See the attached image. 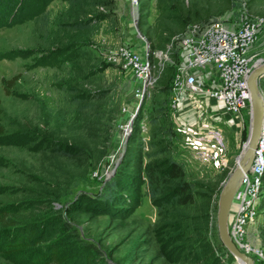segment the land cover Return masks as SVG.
<instances>
[{
  "label": "rangeland",
  "instance_id": "374dc122",
  "mask_svg": "<svg viewBox=\"0 0 264 264\" xmlns=\"http://www.w3.org/2000/svg\"><path fill=\"white\" fill-rule=\"evenodd\" d=\"M19 1V11L10 8L0 21V123L5 127L0 209L15 221L8 240L22 237L28 227L36 233L27 251L7 254L0 247V264H46L47 256H40L56 245L68 254L65 264H238L221 241L218 209L233 153L248 139L251 105L239 113L228 112L223 102L212 105L213 112L240 125L233 130L231 122L212 118L211 105L203 100L206 144L193 153V136L199 135L178 127L173 93L164 94L159 84L168 65L181 64L173 60L179 59L173 39L187 24L226 16L264 18V0H30L22 6ZM178 8L191 11L183 25L175 17ZM127 44L147 54L151 80L145 91V81L114 58ZM16 74L21 76L7 95L2 80ZM261 91L264 95V84ZM59 143L86 149L67 158L54 148ZM219 149L230 156L228 167H219L212 157ZM173 157L184 162L199 193L185 207L173 203L175 179L166 182L158 167ZM137 159L144 180L137 205L103 204L108 182L138 170ZM259 191L254 225L259 237L253 244L263 254L254 260L264 264V178ZM181 217L196 219L200 244L180 238Z\"/></svg>",
  "mask_w": 264,
  "mask_h": 264
},
{
  "label": "built area",
  "instance_id": "2783aa9c",
  "mask_svg": "<svg viewBox=\"0 0 264 264\" xmlns=\"http://www.w3.org/2000/svg\"><path fill=\"white\" fill-rule=\"evenodd\" d=\"M264 18L230 17L210 18L201 23H189L182 35L174 39L181 50V64L172 83V108L177 109L181 94L192 96L208 95L222 101L228 112L239 113L251 105L248 77L263 63L261 32ZM117 62L140 79L151 80L150 63L147 54L142 55L130 44L122 46L115 54ZM214 70L216 81L212 78L207 85L199 80L202 72ZM255 159L244 176L230 208L228 228L236 245L253 258L258 249L254 239L259 237L254 228L257 220V200L264 178V135L255 151ZM216 160L217 156L212 154ZM219 167L226 166V160L217 161ZM262 252V250L259 249ZM263 254V253H262Z\"/></svg>",
  "mask_w": 264,
  "mask_h": 264
},
{
  "label": "trees",
  "instance_id": "16d2710c",
  "mask_svg": "<svg viewBox=\"0 0 264 264\" xmlns=\"http://www.w3.org/2000/svg\"><path fill=\"white\" fill-rule=\"evenodd\" d=\"M42 1L48 2L51 0ZM29 2L30 0H20L19 5L21 4L22 6ZM14 6H16L15 0H0V21H2V19L8 15V11ZM15 10L19 11L18 6H16ZM15 15L16 12H14L13 17H15ZM190 15L191 11L189 9L183 11L181 8H178L175 12V17L182 21V25L185 21L187 23V21L190 20ZM209 20L210 18L205 21ZM173 45V50L180 59L181 50L178 42L175 41V39H173ZM179 59L177 56L173 58L176 63L181 62V59ZM177 67L178 66L174 67L173 65H168L164 78L162 79V81H160V91H162L166 95L172 93L173 86H171L170 83L178 72ZM20 76L21 74H16L8 79L3 78V87L7 95L11 94V88L16 84ZM259 84H264V78L260 79ZM1 113L2 108L0 98V115ZM4 134L5 127L0 123V136ZM54 148L67 158H73L76 155H79L80 152H77L78 149L79 151L82 149H86L83 146L79 147L78 145L73 143H59ZM137 164L138 170H134L133 172L129 173L128 176L124 175L120 178L117 177L108 182L107 189L101 196V202L103 204H114L117 202L125 203L129 206L137 205L136 195L140 192L141 185L144 182L142 176L143 168H141L143 162L138 161ZM158 167L163 168L166 182L169 183V181L175 179V185L172 188V201L175 205H177L178 207H185L188 204L194 203L196 201L197 195H199V193H197L196 191L197 185L196 182L192 181L190 177L186 175L184 162L180 161L177 157L166 158ZM206 193L209 199H211L213 189L209 188ZM149 195L154 202L157 200L155 191L150 192ZM8 214V212L0 209V247H4V250L7 251V254L27 251L32 247V242L30 240H32V237L36 233L35 228L28 227L26 228L27 233L23 234L22 237H18L17 239L12 241L8 240V234H11L15 229V221L12 218L8 217ZM195 221V218H193L192 221V219L189 220L187 218L181 217L180 219H177L176 229L182 232L180 238H189L191 241H197V244H200V241L202 240L199 237L202 235V230L197 227L198 224ZM207 222L208 218L206 219V223ZM37 244H39V241L35 245ZM46 256L48 258L46 264H65L66 259L68 258V254L64 252V249L60 248L57 245L54 246L50 251L42 253L39 259L42 260L46 258Z\"/></svg>",
  "mask_w": 264,
  "mask_h": 264
},
{
  "label": "water",
  "instance_id": "95a60500",
  "mask_svg": "<svg viewBox=\"0 0 264 264\" xmlns=\"http://www.w3.org/2000/svg\"><path fill=\"white\" fill-rule=\"evenodd\" d=\"M138 35L144 39L140 32H138ZM262 77H264V63L256 65V68L248 77L251 93V123L248 139L237 157L236 166L230 171L228 178L223 184L219 200V235L223 245L226 246L229 252L235 257L238 264H256L254 258L244 250H241L233 241L228 228V218L237 190L254 162L257 145L264 135V95L261 91V84H259ZM145 90L146 83L144 84V91ZM141 103L142 99L136 112L141 106ZM136 112L132 115L130 122L134 119Z\"/></svg>",
  "mask_w": 264,
  "mask_h": 264
},
{
  "label": "crops",
  "instance_id": "0c3cea01",
  "mask_svg": "<svg viewBox=\"0 0 264 264\" xmlns=\"http://www.w3.org/2000/svg\"><path fill=\"white\" fill-rule=\"evenodd\" d=\"M212 78L213 81H216V72L213 70H204L202 72V75H200L199 80L204 82L207 85H213V83L208 82V79ZM203 100L207 101L210 105V107L207 109V112L212 115V118H220L218 119L220 122H226L227 120L229 123L231 122L232 118H229V116L226 115H218L217 113L213 112L212 105L213 104H218L220 101L208 96V95H197V96H192L187 93L181 94V96L178 99V106L177 109L175 110L174 116H175V122H177V125L179 128L186 129L188 134L191 135H199L198 137L193 136L195 139L194 144L192 143L193 146H191L193 153H200L202 152V149L205 148L206 142L203 141L202 139V134L205 131L207 126V121L205 118L201 119V110L200 107L203 103ZM214 101V102H213ZM222 102V101H221ZM227 123V122H226ZM231 128L233 130H238L239 126L238 123H230ZM204 138V137H203ZM246 143V142H245ZM245 143L243 145L241 144L235 151H234V156H235V162L233 168L236 166L237 163V157L241 153ZM215 156H217L218 160L225 159L226 160V166L228 167V164L230 162V156L226 155L224 152H222L220 149L213 153ZM231 168L230 171L233 169Z\"/></svg>",
  "mask_w": 264,
  "mask_h": 264
},
{
  "label": "bare ground",
  "instance_id": "6f19581e",
  "mask_svg": "<svg viewBox=\"0 0 264 264\" xmlns=\"http://www.w3.org/2000/svg\"><path fill=\"white\" fill-rule=\"evenodd\" d=\"M144 81V80H143ZM260 252L261 251H259V249H255V251H254V253L256 254V255H258V256H260ZM262 253V252H261Z\"/></svg>",
  "mask_w": 264,
  "mask_h": 264
}]
</instances>
